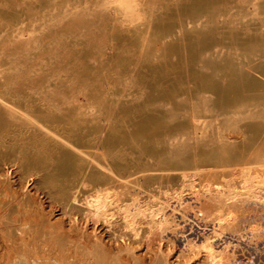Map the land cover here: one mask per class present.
Listing matches in <instances>:
<instances>
[{
  "label": "bare ground",
  "instance_id": "bare-ground-1",
  "mask_svg": "<svg viewBox=\"0 0 264 264\" xmlns=\"http://www.w3.org/2000/svg\"><path fill=\"white\" fill-rule=\"evenodd\" d=\"M95 1L105 9L94 21L68 19L0 50V264H160L146 253L122 255L107 234L144 240L147 251L155 240L182 238L180 255L204 253L198 264H245L231 236L264 210V171L251 161L264 138L249 128L235 161L201 153L202 141L195 150L187 140L194 124L186 103L196 91L239 92L226 87L234 81L248 93L247 86L264 87V24L215 21L230 6L253 2L264 12V0H142L139 9L128 0ZM49 4L0 0V26L37 18ZM204 15L209 23L187 27ZM215 46L235 57L204 58ZM236 97L211 102L251 98ZM157 100L170 108L150 110ZM40 192L61 217H52Z\"/></svg>",
  "mask_w": 264,
  "mask_h": 264
},
{
  "label": "rangeland",
  "instance_id": "rangeland-1",
  "mask_svg": "<svg viewBox=\"0 0 264 264\" xmlns=\"http://www.w3.org/2000/svg\"><path fill=\"white\" fill-rule=\"evenodd\" d=\"M128 1L137 9H139L142 3V0ZM49 5L50 6L44 10L43 14L37 18H31L27 22H19L12 28L4 27L3 25L2 28L0 26V50L3 49L5 45L28 40L36 34H48L53 28L68 19L84 17L94 21L97 19V13L105 9L101 2L99 3L95 0H50ZM208 19L209 17L204 15L203 17L195 18V20L192 18L188 19L186 24L187 27L195 30L209 23ZM216 19L215 21H218L217 23L231 28H240L242 25L250 23L261 25L264 24V12L261 10V7L259 8L257 4L252 2L243 9L230 6L228 13H220ZM110 41L113 42V39ZM231 53V49H219V46H215L211 49V52H206L203 57L212 58V56H215L216 59H218L217 61L224 60L221 64H227L230 59L235 57ZM202 62L203 61H201L199 67L203 68L201 74H205L208 72V69L205 65H202ZM246 64H248V62ZM243 66L244 64H241V68ZM237 68L239 71V64H237ZM239 84H242V86H235L234 81V86H226L227 88H239V92L235 90L234 92H222L215 95L208 90H201L194 92V95L187 99L186 105L189 106V110L186 111V114L190 116L194 124L192 134L187 140L193 144L195 150L198 148L195 145H197V141L200 140L203 144L201 153H211V151L223 152L226 155H235L236 158L232 160L235 161L242 149L241 142L248 137L247 130L249 128L251 130H253V127L255 129L258 128L261 131L262 138H264V95L260 96V92L256 91L260 86H247L248 89H250L248 93L240 90L246 88V86H244L245 83H236V85ZM198 88L201 89L202 86ZM260 89L264 90V87L261 86ZM244 95L251 97L246 103H232L228 106L227 104L217 105L216 102H211L214 97H222L224 101L227 102L228 100H233L235 96H238L236 97L238 99ZM86 99V97H80L81 101H86ZM177 99L181 101V99H185V96H178ZM183 104H185V101ZM157 107L167 110L170 108V103L157 100L151 104L150 110L154 111ZM168 113L169 120L175 119V113ZM171 140L173 141L174 139ZM212 148L216 150H212ZM262 149L263 150L260 151L262 154H260L257 159H252L251 161L255 163L254 166L264 171V148ZM195 154L197 155L198 151L194 152V155ZM168 155H171V152ZM8 173V176L12 178L13 181H17V177L12 168H9ZM33 186V180H29L25 185L27 190H32ZM39 199L45 206L48 205V210L52 207L51 213L54 219L61 217V211H59V208L55 205H53L54 207L50 206L51 204L45 193L40 192ZM26 218L27 217L22 221H25V223L19 226L20 228L22 225L21 228H23V231L27 226L26 222H28ZM66 222V226H68L70 221L68 220ZM81 224L82 223L76 221L77 226L82 227ZM182 225H186V230L189 229L187 222L182 223ZM142 226L145 228L146 235L151 233L152 230L150 227L146 226V224ZM98 231L101 234L100 228ZM225 233L228 232L225 231ZM100 234L98 236H100ZM232 234L235 237L231 236L233 241L236 240L237 242L238 239V242H235L239 245L237 254L244 260L245 264H264V210L259 211L256 216L253 215L251 217V215H249L245 223L235 226ZM108 235L109 234L106 236V240H108V242L111 241L109 244H111L112 247H119L122 251V255L135 257L138 252L146 253L148 258L152 259L151 263L158 261L160 264H198L204 255L201 251H191L187 252L185 255H180V247L178 244L182 238H177L178 242L170 243L166 240H155L147 251V249L144 248V240L135 244L133 240H125L126 238L123 237L109 238ZM245 236L248 237L244 240L243 238H245ZM236 237L239 238L236 239ZM112 240L113 243L116 244H113ZM122 247L124 249H122Z\"/></svg>",
  "mask_w": 264,
  "mask_h": 264
}]
</instances>
